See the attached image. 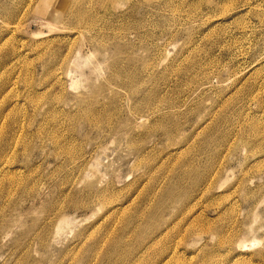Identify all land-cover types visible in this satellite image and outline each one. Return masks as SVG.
Masks as SVG:
<instances>
[{
  "label": "rangeland",
  "instance_id": "rangeland-1",
  "mask_svg": "<svg viewBox=\"0 0 264 264\" xmlns=\"http://www.w3.org/2000/svg\"><path fill=\"white\" fill-rule=\"evenodd\" d=\"M262 7L0 0V264L255 258Z\"/></svg>",
  "mask_w": 264,
  "mask_h": 264
},
{
  "label": "bare ground",
  "instance_id": "bare-ground-1",
  "mask_svg": "<svg viewBox=\"0 0 264 264\" xmlns=\"http://www.w3.org/2000/svg\"><path fill=\"white\" fill-rule=\"evenodd\" d=\"M257 4V3H256ZM259 4V3H258ZM262 4V3H261ZM259 8V7H258ZM261 8V7H260ZM259 8V9H260ZM262 8H264V7H262ZM227 12V11H226ZM263 13V12H262ZM261 17V16H260ZM232 19V18H231ZM80 58H78L77 59V56H76V58L75 59H73V63L75 64L76 62H78V60H79ZM221 69V68H220ZM247 70V69H246ZM68 73H69V71H68ZM70 75H71V88H77V86L80 84V76H79V71H78V69L77 68H75V69H71V71H70V73H69ZM205 75V74H204ZM66 76H67V74H66ZM186 79V78H185ZM194 80V79H193ZM82 82V81H81ZM148 105V104H147ZM158 105V104H157ZM226 105V104H225ZM136 112V111H135ZM87 117V116H86ZM91 121V120H90ZM93 126V125H92ZM254 127V126H253ZM120 128V127H119ZM263 129V128H262ZM18 131V130H17ZM10 161V160H9ZM1 164V163H0ZM231 175V174H230ZM134 187V186H133ZM108 194V193H107ZM104 203V202H103ZM156 206V205H155ZM163 206V205H162ZM161 206V207H162ZM251 214V213H250ZM154 216V215H153ZM152 217V216H151ZM59 220H60V218H59ZM61 221H64V220H61ZM65 222V221H64ZM207 222V221H206ZM60 223V222H59ZM59 223L57 224V226H56V228H58V225H59ZM62 223V222H61ZM60 223V224H61ZM68 223H64V228H65V225H67ZM69 225V224H68ZM191 226V225H190ZM55 228V229H56ZM259 228V227H258ZM57 230V232L55 233V236L57 235V233L58 234H60L62 231V226L60 227L59 226V229H56ZM55 230V231H56ZM134 231V230H133ZM60 232V233H59ZM131 234V233H130ZM57 237H58V235H57ZM60 237V236H59ZM263 238V237H262ZM233 239V238H232ZM1 240V239H0ZM254 240H255V242H256V239L254 238ZM258 241V240H257ZM139 242V241H138ZM127 243V242H126ZM137 243V242H136ZM144 243V242H143ZM152 243V242H151ZM156 243V242H155ZM252 243H254V241L252 240ZM251 243V244H252ZM264 243V242H263ZM47 244V243H46ZM122 244V243H121ZM151 246V245H150ZM139 247H140V245H139ZM139 249V248H138ZM170 249V248H169ZM134 250H136V249H134ZM137 251V250H136ZM138 251H140V250H138ZM216 251V250H215ZM135 252V251H134ZM169 252V251H168ZM161 253V252H160ZM255 258H253V256H250V258H248V260L246 261V264H264V247L263 248H260L259 250H256L255 251ZM137 254V253H136ZM169 254V253H168ZM135 255V254H134ZM163 255V254H162ZM167 255V254H166ZM133 256V255H132ZM160 256V255H159ZM158 256V257H159ZM157 257V258H158ZM141 258V257H140ZM161 258V257H160ZM163 258V257H162ZM161 258V259H162ZM130 259V258H129ZM159 259V258H158ZM159 261V260H158ZM157 262V261H156ZM155 262V263H156ZM151 263V262H150ZM152 264V263H151Z\"/></svg>",
  "mask_w": 264,
  "mask_h": 264
}]
</instances>
